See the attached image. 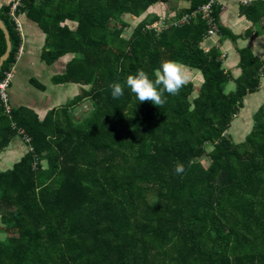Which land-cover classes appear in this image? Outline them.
Returning a JSON list of instances; mask_svg holds the SVG:
<instances>
[{"label":"trees","instance_id":"trees-1","mask_svg":"<svg viewBox=\"0 0 264 264\" xmlns=\"http://www.w3.org/2000/svg\"><path fill=\"white\" fill-rule=\"evenodd\" d=\"M160 1L173 11L180 0H21L18 12L45 35L44 60L71 56L55 82L81 90L42 121L25 109L7 115L0 101V150L19 131L31 142L0 172L8 233L0 264H264V107L244 141L229 133L260 88L263 61L243 51L234 78L220 44L205 45L212 24L201 7L211 0H184L190 6L157 30L160 17L149 12ZM219 8L220 0L218 26ZM9 13H0L12 44L0 80L21 45ZM246 14L258 25L264 3ZM6 51L0 29V60ZM162 60L200 81L166 94L163 107L138 102L127 88L112 98L109 83L123 85L137 69L151 77ZM85 105L77 120L73 112ZM176 162L184 174H175Z\"/></svg>","mask_w":264,"mask_h":264},{"label":"crops","instance_id":"crops-1","mask_svg":"<svg viewBox=\"0 0 264 264\" xmlns=\"http://www.w3.org/2000/svg\"><path fill=\"white\" fill-rule=\"evenodd\" d=\"M39 1L36 0L35 6L39 4ZM243 1H248L249 4L244 5ZM259 1L264 3V0H220L218 27L219 30L220 28L225 30L224 37L223 34L221 36L218 33L217 36L205 41L207 47H212L217 42L220 44L219 50L222 53L224 68L234 78H238L242 73L240 61L243 51H250L259 57L264 67V16L256 25L246 14V10ZM14 3L15 0H0V13L11 10ZM16 14L21 25L20 39L23 52L15 66L14 78L9 88L10 106L15 110H28L42 121L50 111L59 109L73 100L80 93L81 88L75 83L55 82L56 77L64 74L65 66L71 56L65 55L52 63L44 60L42 53L45 49V35L38 25L27 18L26 12L17 11ZM68 24L74 29L77 28L75 23L68 22ZM190 74L188 81H197L192 77L193 74ZM261 76L263 81L259 90L247 96L244 108L230 127L229 133L234 139L236 137L244 141L252 132L255 125L254 118L259 108L264 105V71L261 72ZM233 85L231 81L228 88L233 89ZM13 128H15L14 125ZM27 139L30 140L23 131H19L9 146L0 150V172L12 169L28 154L31 142H27ZM0 228L2 229L0 233H6L1 222ZM6 234L8 237V233Z\"/></svg>","mask_w":264,"mask_h":264},{"label":"clouds","instance_id":"clouds-1","mask_svg":"<svg viewBox=\"0 0 264 264\" xmlns=\"http://www.w3.org/2000/svg\"><path fill=\"white\" fill-rule=\"evenodd\" d=\"M189 77L185 66L178 61L162 60L150 77L143 69H137L134 74H128L123 85L119 82L108 84L113 99L124 95V89L130 90L138 102H151L153 105L163 107L167 103V95H178L188 83ZM186 171L183 163L176 162L174 172L182 175ZM7 234L0 233V241H6Z\"/></svg>","mask_w":264,"mask_h":264},{"label":"built area","instance_id":"built-area-1","mask_svg":"<svg viewBox=\"0 0 264 264\" xmlns=\"http://www.w3.org/2000/svg\"><path fill=\"white\" fill-rule=\"evenodd\" d=\"M218 0H211V2L206 3L201 7V11L205 15L206 18H208L212 24L211 29L209 30V37L208 38H213L217 36L219 33V27L218 24L216 23V19L212 17L213 14V6L216 5ZM244 5H248V1H243ZM21 4V0H15V3L12 5V8L10 10L9 16L13 20L14 25H15V30L18 33L19 37L21 38V25L18 22V17H17V11L18 8ZM191 19V15L186 14L183 16V18L178 22L179 24H184L187 23ZM23 52L22 45L19 46L18 48V53L15 59V62L12 64V67L9 71L5 72V75L3 79L0 80V101L5 108V112L7 115L11 114V106H10V98H9V88L12 83V80L14 78V71H15V66L17 62L19 61V57ZM27 142H30L29 139L26 140Z\"/></svg>","mask_w":264,"mask_h":264},{"label":"rangeland","instance_id":"rangeland-1","mask_svg":"<svg viewBox=\"0 0 264 264\" xmlns=\"http://www.w3.org/2000/svg\"><path fill=\"white\" fill-rule=\"evenodd\" d=\"M172 1V0H171ZM190 5H189V3L188 2H186V1H184V0H180L179 1V3H178V7H177V9H175V10H178V9H186L187 7H189ZM171 7H172V5L171 4H166L165 3V1L163 2V1H160L158 4H156L155 6H153L152 7V9H150V12H149V14L150 15H156V16H158V17H160V21H159V23H158V20H157V22L155 23V27H157L158 29L157 30H159V29H161V28H164V26H165V21H166V19L167 20H169V18H170V16H172L175 12H178V11H175L174 9H173V11H172V9H171ZM177 22H179V21H177ZM152 26L154 27V24H152ZM185 71H186V73H187V75H188V77H189V74L191 73L189 70H187L186 68H185ZM191 75V74H190ZM192 77L193 78H195V79H197V81H200L198 78H199V75L198 76H193L192 75ZM190 78V77H189ZM193 80V79H192ZM194 81V80H193ZM261 81H263V79L261 78ZM263 107H264V105H263ZM260 109V108H259ZM89 110V105H85V106H83V109H77L76 110V112H74L75 114H73V115H76L75 117H77V120H79V119H81L82 117H83V115L86 113V111H88ZM240 138H236L235 137V139H234V142L235 143H240L243 139H241L240 141ZM204 164H205V166H208V164H207V162L206 161H204ZM222 178V181L224 180V178L223 177H221Z\"/></svg>","mask_w":264,"mask_h":264},{"label":"water","instance_id":"water-1","mask_svg":"<svg viewBox=\"0 0 264 264\" xmlns=\"http://www.w3.org/2000/svg\"><path fill=\"white\" fill-rule=\"evenodd\" d=\"M0 29L3 31V33L5 35L6 44H7V51H6L5 55L0 60V70H1L5 61H7V59L9 58V56L11 54L12 44H11V40H10L8 30L6 29L5 25L1 21H0Z\"/></svg>","mask_w":264,"mask_h":264}]
</instances>
